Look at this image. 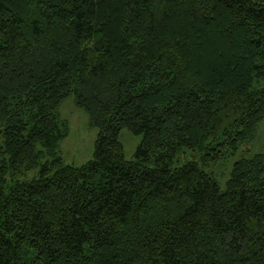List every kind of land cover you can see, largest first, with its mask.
Returning <instances> with one entry per match:
<instances>
[{
	"label": "trees",
	"instance_id": "obj_1",
	"mask_svg": "<svg viewBox=\"0 0 264 264\" xmlns=\"http://www.w3.org/2000/svg\"><path fill=\"white\" fill-rule=\"evenodd\" d=\"M70 95L97 130L81 167ZM263 122L264 0H0V264H264V155L224 192L210 171Z\"/></svg>",
	"mask_w": 264,
	"mask_h": 264
},
{
	"label": "rangeland",
	"instance_id": "obj_2",
	"mask_svg": "<svg viewBox=\"0 0 264 264\" xmlns=\"http://www.w3.org/2000/svg\"><path fill=\"white\" fill-rule=\"evenodd\" d=\"M57 113L60 119L65 136L58 142L57 151L64 165L81 167L93 159L94 143L97 137V130L89 124L87 113L78 108L74 103L73 95L68 96L58 107ZM1 131V129H0ZM1 139V134H0ZM142 140V136L134 135L128 130H121L119 142L123 146V156L126 161H131L135 157L137 148ZM38 151L42 148L38 147ZM244 154L264 155V122L257 129L253 140L241 146L238 154L230 161L210 167L213 176L217 180L221 192L225 191L226 182L229 179L232 164ZM202 153L184 150L174 159L173 167L181 166L184 162L199 160ZM45 160V159H44ZM41 160V164L45 161ZM39 167L26 172L17 180L19 182H31L37 178Z\"/></svg>",
	"mask_w": 264,
	"mask_h": 264
}]
</instances>
